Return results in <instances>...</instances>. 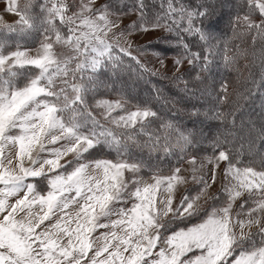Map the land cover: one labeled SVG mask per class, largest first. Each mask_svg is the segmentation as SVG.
<instances>
[{"label":"snow or ice","instance_id":"obj_1","mask_svg":"<svg viewBox=\"0 0 264 264\" xmlns=\"http://www.w3.org/2000/svg\"><path fill=\"white\" fill-rule=\"evenodd\" d=\"M33 2L7 0L19 20L6 30L35 37L37 46L0 39V264H264V154L245 161L244 143L234 148L235 135L225 130L209 142L212 153L200 157L198 168L197 156L189 155L191 131L171 121L154 126L158 113L122 90L116 99L96 96L99 87H111L97 73L120 66L118 53L149 71L130 42H119L136 32L175 33L181 49L175 71L187 61L206 72L218 54L226 69L239 71L246 53L228 40L221 47L210 9L160 0L161 11L149 15L143 0L127 11L111 4L94 8L96 0H41L37 13ZM239 8L244 11L233 17V36L264 44V0H238ZM132 12L138 20L115 31ZM181 33L198 36L204 54L192 51ZM228 88L221 81L218 105L228 102ZM235 111L217 107L213 116L236 127ZM101 147L114 156H94ZM157 154L175 159L167 174L159 160L149 163ZM69 155L73 159L65 160ZM183 164L192 165L190 179L199 187L176 201L189 179L181 175ZM206 164L210 177L197 176ZM218 179L220 191L209 199L219 203L205 208L200 201ZM99 229L108 231L94 237Z\"/></svg>","mask_w":264,"mask_h":264},{"label":"trees","instance_id":"obj_2","mask_svg":"<svg viewBox=\"0 0 264 264\" xmlns=\"http://www.w3.org/2000/svg\"><path fill=\"white\" fill-rule=\"evenodd\" d=\"M182 2L191 6L203 3L210 9L212 13L211 30L216 40L221 41V47H223L222 42L228 40L234 50L239 48L246 53L238 62L239 71L226 69L218 54L206 72H201L198 65H191L178 76L157 72H154L156 74L153 75V71L147 68L149 71L144 72L136 61L118 53L123 61L120 66L116 68L109 66L97 73L98 80L111 87H99L96 96L97 98L116 97V91L122 90L133 103L150 104L152 109L158 113L154 126H158L161 121H171L180 128L193 133L195 146L189 149V155L197 157L210 155L212 148L209 146V142L228 130L235 135L234 148L239 147L242 142L244 143L245 155L243 159L245 161L257 159L258 161L260 154H264V137L260 135L264 131V79H262L264 76V72H262L264 44L257 40L253 45L251 35L233 36V17L238 10L244 11V8L238 9V0H182ZM22 3L23 0L20 4L22 5ZM40 3L41 0L33 2V10L37 13H39ZM143 3L149 15L161 11L160 0H143ZM104 4H111L118 9L127 11L129 7L136 5V0H107ZM256 16L259 17V14L257 13ZM8 25L15 26L16 23L0 26V39L10 42L22 40L24 48L37 46L35 37H18L15 33H8L6 30ZM181 35L192 51L204 54V44L198 36L187 33H181ZM177 39L175 33L166 31L158 39L134 47L133 55L137 57L139 53L143 52H137L135 49H145L144 51L177 56L181 51L180 47L175 46ZM7 50H14V43L13 47ZM198 75L199 79H197ZM178 77L182 79H177ZM224 80L229 84V100L218 105L216 96L219 94L220 83ZM92 99L93 97L89 96L90 103ZM217 107L224 112L236 110V127L214 118L213 109ZM229 138L232 139V137ZM249 143L252 144L251 155L247 154ZM92 154L96 157L106 158L114 156L112 152L106 151L102 147L93 150ZM137 155L147 157L146 152H138ZM156 160H159V165L165 174L175 163L173 158L159 159V154L149 160V163H154ZM141 174L147 175L144 172ZM195 188L196 186H193L186 191H193ZM213 203H219V201L208 200L204 206L208 208Z\"/></svg>","mask_w":264,"mask_h":264},{"label":"rangeland","instance_id":"obj_3","mask_svg":"<svg viewBox=\"0 0 264 264\" xmlns=\"http://www.w3.org/2000/svg\"><path fill=\"white\" fill-rule=\"evenodd\" d=\"M106 1L107 0H96V4H94L93 7L94 8L99 7V6L103 5ZM20 2H21V0H18V3H20ZM68 3L71 5L73 3V0H68ZM7 8H8L7 0L0 1V26L6 25V24H14V23H17L19 20V17L17 15H15V13H10L7 10ZM112 19L115 20L116 18L112 17ZM137 19H138V13L137 12H132L128 15L122 16L120 18V21H119L120 28L116 29L115 31L118 32L121 29L127 28L130 24L137 21ZM254 19L259 21L260 17L256 16V17H254ZM165 33H166V31L164 29L152 31V32H149L147 34L136 32V33H133L132 35H126V36L121 37L119 42L123 46H127V44L130 42L132 45V49H134V47H136V46L144 45L146 43H149V42H152V41L158 39L159 37H161ZM109 38H111V33L109 34ZM57 50L59 51L60 49L58 48ZM137 58L149 70H151L153 72H157V73H168L171 76H178L181 73H183L184 71H186L191 66L188 64L187 61H185L183 63V65L180 67V70L175 71L174 61L177 58V56H167V55H164V54L158 53V52L143 51L142 53L138 54ZM161 61H163V63H161ZM108 99H116V97H109ZM94 111H98V110L94 109ZM49 147H53V146L49 145ZM12 151L14 153L15 149H12ZM71 159H73L72 155H69L68 157L65 158V160H71ZM64 162L65 161H62V163H64ZM201 163H204V161H202L200 159V157H197V167L198 168H199V165ZM69 167H71V166L69 165ZM224 167H225V164L221 163L220 170H223ZM182 168L184 169V171H182L181 175H183L189 179H188L187 184L178 187L177 192H176V197H175L176 201H179V199L183 196V194L186 192V190L188 188L196 186V188L194 189V190H196L199 187V185H197L194 181H192L190 179V177L192 175V173L190 171V169L192 168V165L183 164ZM211 169H212V165L206 164L205 167L200 168V170L196 173V175L197 176H204L205 178H209L211 175ZM185 170L187 171L188 175H186ZM128 175H130V174H128ZM38 183H40V186L43 187V184L41 182H38ZM220 187H221V181L218 179L217 183L214 184L208 190L207 195L202 198L200 203L205 205L206 202L208 200H210L209 197H211L214 194H217L220 191ZM14 199L15 198H13V201H14ZM221 199H223V197H221ZM245 199H247V194H245V196L241 197L240 199H238L236 201L234 208H233V213H235L237 211L241 201L245 200ZM240 218L246 219L245 216H241ZM48 223H51V221L46 222V224H48ZM262 223H264V221H262ZM106 231H108V230L107 229H99L96 233H94V237L99 236L101 233L106 232ZM257 231H258V229L256 227H253L251 229L252 233H255ZM96 243H97V246H100L103 242L97 241ZM89 255H91V253Z\"/></svg>","mask_w":264,"mask_h":264},{"label":"crops","instance_id":"obj_4","mask_svg":"<svg viewBox=\"0 0 264 264\" xmlns=\"http://www.w3.org/2000/svg\"><path fill=\"white\" fill-rule=\"evenodd\" d=\"M185 172H186V175H188L186 170H185Z\"/></svg>","mask_w":264,"mask_h":264}]
</instances>
